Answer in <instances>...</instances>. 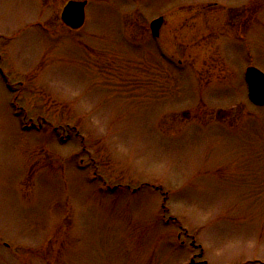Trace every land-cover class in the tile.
<instances>
[{"label": "rangeland", "instance_id": "rangeland-1", "mask_svg": "<svg viewBox=\"0 0 264 264\" xmlns=\"http://www.w3.org/2000/svg\"><path fill=\"white\" fill-rule=\"evenodd\" d=\"M69 1L0 0V264H264V0Z\"/></svg>", "mask_w": 264, "mask_h": 264}, {"label": "water", "instance_id": "water-1", "mask_svg": "<svg viewBox=\"0 0 264 264\" xmlns=\"http://www.w3.org/2000/svg\"><path fill=\"white\" fill-rule=\"evenodd\" d=\"M88 0H71L62 10L61 21L72 30L81 29L86 22V7ZM164 17L152 21L150 28L154 37L160 36V31L164 25ZM245 79L248 85L250 100L258 105H264V72L251 66L246 70Z\"/></svg>", "mask_w": 264, "mask_h": 264}, {"label": "flooded vegetation", "instance_id": "flooded-vegetation-1", "mask_svg": "<svg viewBox=\"0 0 264 264\" xmlns=\"http://www.w3.org/2000/svg\"><path fill=\"white\" fill-rule=\"evenodd\" d=\"M165 22H166V21H165ZM165 22H164V25H165ZM164 25H163V26H164ZM163 26H162V28H163ZM150 30H151V29H150ZM161 30H162V29H161ZM160 33H161V31H160ZM159 37H160V36H159Z\"/></svg>", "mask_w": 264, "mask_h": 264}]
</instances>
